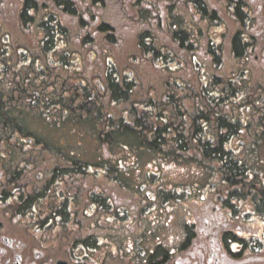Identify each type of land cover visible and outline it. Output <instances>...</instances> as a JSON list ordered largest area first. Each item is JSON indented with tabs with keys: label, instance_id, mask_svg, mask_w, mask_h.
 Instances as JSON below:
<instances>
[{
	"label": "flooded vegetation",
	"instance_id": "flooded-vegetation-1",
	"mask_svg": "<svg viewBox=\"0 0 264 264\" xmlns=\"http://www.w3.org/2000/svg\"><path fill=\"white\" fill-rule=\"evenodd\" d=\"M50 2L38 4L44 6ZM24 3L22 0L18 9ZM99 6L92 10L95 21L87 31H79L78 21L65 20L58 13L56 23L65 27V32L57 24H50L54 29L36 28L40 37L32 34L29 42L17 27L20 37L14 38L10 33V46L5 45L7 34L0 33L2 106L7 93L16 95L14 99L19 104L22 100L29 102L21 98V93H33L30 106L34 109L38 105L33 102L38 99L37 93L53 90L52 77H44L45 83H51L44 89L27 84L22 72L30 65L31 57L41 59L34 63L35 72L46 60L47 67L56 66L59 74L68 77L65 82L102 94L125 91L129 85L131 92L135 80L137 89L139 82L142 83L151 104L156 105L164 101L160 97L163 89L156 84L164 86L169 78V82L179 87L182 70L178 66L184 71L190 67L191 71L192 63L200 62L203 66L201 60L210 66L215 55L223 58L222 66L217 73L207 65L202 67L201 78L212 82L218 74V78L239 74L236 80L240 84L239 103L243 105L238 117L243 128L234 141L248 136L254 142L252 156L257 161L256 149L264 138V0H127L126 5L115 0L113 9H122L123 21L136 27L134 30L126 26L120 31L115 26L120 19L110 22L107 17L108 0L104 9ZM4 9H9V4L0 0V14L4 16L0 23L6 25L8 16L2 14ZM138 12H142V18L136 15ZM40 18H46L44 11ZM102 18L115 29L121 48L118 44L102 45L103 35L112 34L100 28ZM151 27L159 39L154 46L159 54L148 63L154 55L138 53L134 36ZM216 27L221 36L218 42L209 33ZM182 29L190 34L183 43ZM85 33L87 38H78ZM49 34L56 37L52 45L48 44ZM68 34H73V38L66 37ZM14 48L17 53L11 54ZM25 49L34 53L27 55ZM117 49L124 52L122 57L116 53ZM69 50L76 52L70 54ZM181 57H188V68ZM60 58L65 61L62 66L58 65ZM134 68L142 78L134 75ZM39 79L37 76L36 80ZM240 87H245L246 92ZM127 103L113 100L112 107ZM21 119H7L0 113V264H264V192L254 189L264 187V180L261 185L252 183L249 178L253 173L248 174L247 184L254 188L246 184L231 188L220 183L215 175L217 183L214 180L211 183L216 188L215 192L212 189L215 198L207 185L202 191L196 184V195L188 205L169 203L171 195L165 198L158 192L160 188H152L150 193L128 194L113 167L91 165L79 155L70 156L65 141L53 143L39 134H30L34 139L10 135L8 125ZM43 120L55 127L65 121L92 122L90 118ZM115 131L116 128L111 134ZM110 146L102 144L103 149ZM160 215L178 216L183 221L180 239L170 246L162 241L156 244V231L163 227V222L155 217Z\"/></svg>",
	"mask_w": 264,
	"mask_h": 264
},
{
	"label": "trees",
	"instance_id": "trees-1",
	"mask_svg": "<svg viewBox=\"0 0 264 264\" xmlns=\"http://www.w3.org/2000/svg\"><path fill=\"white\" fill-rule=\"evenodd\" d=\"M80 1L83 6L77 0H51L50 4L44 6L33 0H25L24 7L17 15L15 23L21 31V36L29 42L32 33H29L30 30L27 29V26L30 27L34 24L32 28L37 26L39 29L51 31L54 27L50 24H57L55 16L58 13L63 15L62 18L64 17L65 20L71 18L72 21H78L79 31H87L91 27V22L95 21L92 10L98 5H100L98 8L104 9L106 0ZM120 1L126 5L127 0ZM42 11L45 12V19H39L38 15ZM136 15L143 17L142 12H138ZM211 16L216 18L214 14ZM101 20L100 28L103 31H112V34L103 35L102 45L112 44L114 46L118 44V47L121 48L115 29L110 24L103 22V18ZM145 21L149 24L148 20ZM57 26L60 30L66 31L65 27L62 28L58 24ZM180 32L183 43L190 34L184 30ZM46 34L48 33L46 32ZM172 36L177 38L178 35ZM47 37L48 44L52 45L56 37L51 34ZM66 37L73 38V34H68ZM78 38H87V33L79 35ZM134 38L137 40L138 53L143 56L148 53L154 55L148 60V63H152L159 54L158 50L154 48L159 43L156 32L152 27L143 29L138 34L136 33ZM4 39H6L5 45L10 46V33L4 36ZM147 39H149V43H147ZM91 45L93 46V43ZM48 49H50L49 46ZM14 50L17 49L14 48L12 54L17 53ZM23 52L27 55L34 53L29 49H25ZM75 52L74 50L68 51L70 54ZM116 53L120 57L124 55V52L119 49ZM62 59L60 58L58 61L59 66L65 62ZM37 60L41 59L31 57L28 60L30 65L22 72L23 77L28 79L27 84L34 88L41 87L44 89L45 86L51 85V83H45L44 77H52L54 88L50 93H37L38 99H34L33 102H38V105L34 109L30 106L33 93H21V98L29 100V102L22 100V104L17 103V100L14 99L16 95L6 94L5 104L2 106L0 103L1 116L7 119L22 118L19 122H11L12 124L8 125L10 135H15L16 138L21 137V139H34L30 135L33 132L27 128L25 121H31L30 119L35 118L23 119L21 115L10 116L11 112L26 113L43 119L49 118V120L61 118L84 120L90 118L98 126L95 135L103 145L113 144L114 138L111 132L116 128L115 132L119 134H133L135 141L142 149L165 152L176 159L197 162L214 173L220 183L227 184L231 188L241 184H246L248 188H254L247 184L248 174L254 171V158L252 156L254 142H250L249 137L246 136V139L237 140L236 151L228 148V145L234 141L243 128L238 117L243 105L239 103L241 96L236 80L239 74L227 78H218V74L215 75L216 77L213 76L212 82H205L201 78L202 67L207 65V68L210 67L216 72L222 66V57L212 55L210 66V63H206L205 60L201 61V64L204 63L202 67L200 62L198 65L192 63L191 71L187 61L188 57L186 59L181 57L183 65L189 67L187 71H184L183 67H177V69L182 70L181 85L178 87L173 82H169V78H167L164 86L156 84L155 86L163 89L160 97H164L163 103L160 102L156 105L151 104L147 93L143 91L145 86L142 83L139 82L137 89L135 80L132 83L134 88L131 92H128L131 87L129 85L125 91L118 89L113 93L102 94L93 92V89L86 90L74 83L65 82L68 77L59 74V69L56 66L47 67L46 60L41 64L42 68L36 66L37 71L35 72L34 63ZM126 64H128L127 60ZM133 71L135 76L142 78L137 68H134ZM37 76L40 78L39 81L36 80ZM241 91L246 92L245 90ZM113 100H125L128 103L122 107L115 104L116 108L112 107ZM47 102H49V106ZM51 104L54 106L49 109ZM232 114L234 116H231ZM24 127L29 133L25 132ZM43 145L49 149L48 145ZM254 189L264 192V187L257 188L255 186ZM262 197H264V193H262Z\"/></svg>",
	"mask_w": 264,
	"mask_h": 264
},
{
	"label": "rangeland",
	"instance_id": "rangeland-1",
	"mask_svg": "<svg viewBox=\"0 0 264 264\" xmlns=\"http://www.w3.org/2000/svg\"><path fill=\"white\" fill-rule=\"evenodd\" d=\"M21 1L4 0L5 4H9V9L2 10V14L6 13L8 20L4 22L6 25L2 22L0 23L1 34L3 32L6 34L11 33L14 38L19 37L17 26L15 27L14 24V16L17 13V8L20 6ZM37 1L38 3H42L46 0ZM12 4L14 6H11ZM114 4L115 0H108L107 17L109 21L111 22L115 18L120 19V22L115 25L118 31L124 29L126 26L136 30L133 24H128L123 21L125 19V12L122 9L115 11L113 9ZM3 17L0 14V21ZM33 25L30 27L27 26L30 30L29 33ZM218 30L216 27V29H210L209 31L211 38L215 42L220 41L221 38ZM18 31L20 32L19 28ZM32 31L36 35V31ZM37 37H40V35H37ZM194 38L198 40L196 33H194ZM237 82L238 86H240L238 80ZM241 90H245V87L241 88ZM17 115H21L23 119L39 118L26 113H10V116ZM231 116H234V114ZM25 124L35 135L39 134L50 142L58 143V141H61L63 143L65 141L67 143L65 150L70 156L78 157L77 155H79L91 164L113 167L118 172V179L128 194L132 192L150 193L153 191L152 188H160L158 192H162L165 198L171 195L172 198L169 203L188 205L196 195L195 185L197 184L199 188H202V191H204L206 188L205 185H207L209 187L208 189L211 190V197L215 198L212 189L215 192L216 188L211 183H213V180L214 183H217V179L206 168L190 160L176 159L165 152H155L149 149L142 150L138 147V143L132 135L128 133H113L114 139L112 146L103 149L102 144L95 137L96 125L90 120L78 124L65 121L59 127L48 126L44 123L40 124V122L38 125H35L32 121H25ZM25 132L29 133L26 129ZM236 142H231L228 148L236 151ZM130 148H135L133 149L134 152ZM256 150L259 151L258 153L256 152L257 161L254 164L255 174H257L256 176L251 174L249 180L252 179V183L261 185V182L264 180V138L260 139ZM201 193L199 192L198 194L202 196ZM184 213L182 216L183 220ZM155 219L163 222V227H160L156 231V244L162 241L166 246H170L177 242L178 238L181 237L180 226L183 224V221L181 222L179 220L180 217L160 215L155 217ZM111 240L114 241L116 238H111ZM148 245L149 243H145V246Z\"/></svg>",
	"mask_w": 264,
	"mask_h": 264
}]
</instances>
